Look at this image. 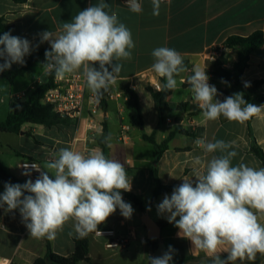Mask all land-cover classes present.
Returning <instances> with one entry per match:
<instances>
[{"label":"crops","instance_id":"crops-1","mask_svg":"<svg viewBox=\"0 0 264 264\" xmlns=\"http://www.w3.org/2000/svg\"><path fill=\"white\" fill-rule=\"evenodd\" d=\"M101 0H27L23 3L14 0H0V20H5L10 26L11 35L27 39L32 45L30 54L25 56L24 64H12L13 68H22L30 55L41 49L51 50L50 43L40 42V34L52 31L59 34L64 22H71L73 17L89 6L100 3ZM110 6L106 11H115L118 20L126 25L132 33L135 47L132 49L130 60L114 61L122 64V70L116 83L104 92L107 107L102 114L95 117V129L88 130V116L85 114L82 122L71 126H54L26 123L19 134L0 132V163L10 174L15 176L19 184H24L29 176H25L19 164L24 160H32L41 164L43 170L46 162L57 158L61 148H70L87 154L92 150L102 152L107 158L118 160L126 169L127 178L131 182V193L139 197L145 205L143 212L126 198L134 209L130 219L124 218L117 209L105 223L98 226V231L89 233V257L93 264H149V231L143 222L146 212L159 225V246L152 257H160L173 249L170 264H212V258L206 253L192 247L191 241L178 235L179 229L174 223H169L167 214L158 212V204L165 195L152 202L157 186L152 175V168L158 170L159 181L163 185L183 183V179H192L195 186L197 172H204L208 161L213 156H219V151L206 153L197 145L198 139L207 142L223 140L231 143V151L237 155L232 159V165L244 163L252 167H264L263 162L253 153L256 145L264 151V110L253 116L251 121L244 123L230 122L224 117L217 120H205L199 105L192 99L187 78L193 74L194 66L206 69L210 64L207 58L210 53L225 44L231 36L248 37L255 32L264 34V0H161L158 16L153 15L151 0H138L142 5L141 13H133L128 5L120 0H104ZM158 47L175 49L188 63L187 71L175 78L177 87L172 90L165 105L168 111L164 120L157 111L155 101L150 92L155 90L154 83L162 84L159 77L151 68L154 58L152 51ZM226 59L225 68L232 71L237 61V53L227 50L222 56ZM0 63H3L0 60ZM42 64L41 72H34L36 64ZM46 63L45 52L40 62L36 63L25 75L18 77L11 84L0 78V108L5 106L7 113L3 122L12 111L15 99L23 100L30 88L48 82L50 74L43 65ZM95 67H99L95 65ZM6 70V71H9ZM111 70V69H109ZM3 71V72H6ZM0 72V73H3ZM82 75V71L74 72ZM44 77L47 81L43 82ZM264 80V44L250 59L249 67L243 74V82ZM122 83L129 84L138 93L143 111L142 128L131 125L130 108L127 105L129 97L121 89ZM209 84L217 88L216 99L223 100L235 94L230 86L209 79ZM90 91V90H89ZM156 91V90H155ZM264 93V86L262 88ZM177 97V98H176ZM176 98V99H175ZM187 103L182 112L179 105ZM107 132L104 133V122ZM176 126H181L189 134H178L169 143V148L155 162V150L152 155L142 154L145 144H150L142 137L154 135L158 143L167 139ZM96 132L100 143L89 142L91 135ZM117 148L120 143L138 149L134 161L131 162L126 151H116L107 154L108 144ZM151 145V144H150ZM152 146V145H151ZM154 148V147H153ZM197 158L199 163H197ZM51 176V174L49 173ZM6 182L0 181V194L4 192ZM17 184V183H16ZM27 195V193H25ZM178 219V218H177ZM264 223V216H260ZM74 221L69 220L58 231L56 238L50 240L53 251L61 256H70L75 252ZM100 232H110L101 234ZM111 244H117L110 246ZM48 250L47 238L30 236L23 222L19 209L7 210V205L0 207V259L10 264H35L36 260L46 256ZM224 249L220 251L221 259L227 258ZM234 264H264V254L257 253L254 259L244 258Z\"/></svg>","mask_w":264,"mask_h":264},{"label":"clouds","instance_id":"clouds-1","mask_svg":"<svg viewBox=\"0 0 264 264\" xmlns=\"http://www.w3.org/2000/svg\"><path fill=\"white\" fill-rule=\"evenodd\" d=\"M126 2L131 12H142L138 0ZM151 2L153 15L158 16L161 0ZM106 9L110 6L101 0L79 11L71 22H64L59 34L52 31L40 34V42H49L51 48L45 51V71H54L57 79L82 71L86 86L97 100L116 83L122 70V64L114 61L130 60L135 47L130 29L118 20L117 12ZM0 46L3 61L0 72L9 70L14 63L24 64L32 48L27 39L9 32L0 36ZM151 55L152 70L166 79L163 87L175 89L174 77L187 71L181 54L172 48L158 47ZM192 72L187 83L205 120L214 121L222 116L230 122L244 123L264 110V105L248 103L240 92L221 102L216 99L217 88L209 84L206 69L194 66ZM196 143L206 153L219 151L221 155L213 156L205 171L196 173L195 186L192 179H183L170 197L165 195L157 206L158 212L166 213L168 222L179 229L178 235L209 255L212 264H234L238 259H254L257 253L264 254V223L259 219L264 216V167L244 163L233 166L232 159L237 153L229 150L232 147L229 142L198 139ZM23 167V175L30 176L35 170L39 177L24 184L6 183L0 194V207L7 205L8 211L19 209L31 237L53 240L65 223L72 220L74 231L83 238L98 231V226L117 209L126 219L133 214L131 204L121 195L122 191H131L125 167L100 151L84 154L61 148L57 158L44 165L50 171L35 164ZM222 249L228 254L226 259H221ZM172 251L169 246L164 255L150 257L151 264H170Z\"/></svg>","mask_w":264,"mask_h":264},{"label":"trees","instance_id":"trees-1","mask_svg":"<svg viewBox=\"0 0 264 264\" xmlns=\"http://www.w3.org/2000/svg\"><path fill=\"white\" fill-rule=\"evenodd\" d=\"M19 3H23L27 0H14ZM5 32L11 34L10 26L5 20H0V36ZM264 44V34L261 31L255 32L248 37L241 36H231L225 42V46L228 50H233L237 53V61L233 65V70L230 71L225 68L226 59L221 57L216 61L210 62L207 67V75L211 80L220 82L224 85L230 86V90L234 93H243L244 99L248 103L255 105H264V93H262V88L264 86V80H255L251 82H243V74L245 70L249 67L251 56ZM2 47V46H0ZM44 49L38 46L35 54L30 55L28 62L22 68H13L9 71L0 73V78L6 79L9 83H15L18 77L25 75L36 63L40 62L43 55ZM184 66L187 68L188 63L183 61ZM180 75V74H179ZM176 75L174 78L179 77ZM54 78L55 73L50 74L47 83L42 85H35L30 88L28 95L23 99H15L12 102V111L8 115L7 119L0 122V132H11L19 134L22 132V126L26 123H33L38 125H43L45 127L51 128L54 126H71L77 123L74 119L61 117L54 112L53 105L44 102L46 93L54 88ZM223 81V82H222ZM226 82V83H225ZM166 83V79L162 78V86ZM245 84L250 86L245 87ZM121 89L125 95L129 97L127 105L130 108V120L131 125L137 128H142L144 126L143 122V111L139 100L138 93L133 90L129 84L122 83ZM173 90V89H172ZM172 90L165 89L162 87L161 91L151 90L150 92L155 101L157 111L162 120H164L165 113L168 111L165 105L166 99L172 95ZM187 103H181L179 105V111L182 112ZM107 102L103 98V108L106 109ZM198 111L202 112V109ZM253 117L249 119L251 121ZM104 133L107 132V123L104 122ZM178 134H189L188 131L183 129L181 126H176L175 129L170 133L167 139L158 143L154 135L148 136L143 134L142 137L145 141L150 143L155 150V162H157L164 151L169 148V143ZM100 143L105 146L103 140ZM253 153L263 162L264 164V151L262 148L254 145ZM153 178L157 182L156 189L153 194L152 202H155L157 198L161 195L173 192L176 185H163L159 181L158 170L156 167L152 168ZM0 181L6 183H21L19 180L10 175L0 163ZM124 195L128 200H130L139 211L143 212L145 209L144 202L131 192H124ZM89 234L83 238L78 235L75 238V252L70 256H61L56 254L53 249L50 240L48 239V250L47 254L43 258L36 260L35 264H93L91 258L89 257ZM149 246V264L150 257L157 250L159 243L158 240H148Z\"/></svg>","mask_w":264,"mask_h":264},{"label":"built area","instance_id":"built-area-1","mask_svg":"<svg viewBox=\"0 0 264 264\" xmlns=\"http://www.w3.org/2000/svg\"><path fill=\"white\" fill-rule=\"evenodd\" d=\"M125 5H128L126 0H120ZM227 47L225 45L216 48L212 53L208 55V59L212 61H216L218 58H221L226 52ZM54 72V71H53ZM52 73V72H50ZM210 79V77H209ZM54 88L50 89L44 98V102L50 103L53 105L54 112L61 117H67L74 119L77 122H82L84 115L88 116V122L85 125L88 130H94L96 124L95 117L97 115L102 114L103 112V98L102 96L99 100L97 97L89 91L86 86L83 75L80 74H68L63 79L54 78ZM153 87L156 91L162 90V84L154 83ZM100 140L97 133L94 132L89 138V142L97 143ZM35 164L41 170H43L41 164L32 160H24L19 164L21 170L25 171L24 165ZM40 173L32 170L31 177L33 180H36L39 177ZM101 234L110 233V232H100ZM117 244H111L110 246H114ZM0 264H10L5 259H0Z\"/></svg>","mask_w":264,"mask_h":264},{"label":"rangeland","instance_id":"rangeland-1","mask_svg":"<svg viewBox=\"0 0 264 264\" xmlns=\"http://www.w3.org/2000/svg\"><path fill=\"white\" fill-rule=\"evenodd\" d=\"M41 67H42L41 63L36 64V66L34 68V72L40 73ZM47 79H48L47 77H44L43 82L47 81ZM6 113H7V111L5 109V106L2 109L0 108V120L5 119ZM119 145L120 146L117 148L114 144L109 143L108 147H107V154H109L110 152H116V151L117 152L118 151H126L128 153V158H130L131 162H133L134 164H137V166H138V163H136L134 161L136 154L138 153V149H135L132 146H125L123 143H120ZM145 145H146L145 148L140 150L141 153L152 155V153L154 152L153 146H151L150 144H145Z\"/></svg>","mask_w":264,"mask_h":264},{"label":"water","instance_id":"water-1","mask_svg":"<svg viewBox=\"0 0 264 264\" xmlns=\"http://www.w3.org/2000/svg\"><path fill=\"white\" fill-rule=\"evenodd\" d=\"M143 222L148 228L149 238L153 240L158 239L159 238L158 232L161 229L159 223L155 222L146 212L143 214Z\"/></svg>","mask_w":264,"mask_h":264}]
</instances>
